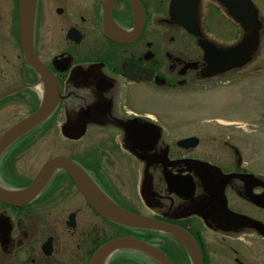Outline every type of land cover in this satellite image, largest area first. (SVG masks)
<instances>
[{
	"label": "flooded vegetation",
	"instance_id": "af4514ba",
	"mask_svg": "<svg viewBox=\"0 0 264 264\" xmlns=\"http://www.w3.org/2000/svg\"><path fill=\"white\" fill-rule=\"evenodd\" d=\"M106 1L36 0L26 54L19 0H0V139L45 99L55 101L0 154V264H90L102 246L130 238L173 264H191L170 235L103 218L63 169L21 200L58 157L123 210L185 230L202 264H264V67L255 65L264 63V0H247L260 26L257 48L242 65L221 53L248 36L227 5L241 12L245 0H137L136 11L132 0H115L112 19L124 33L135 29V12L144 14L138 35L124 41L105 34ZM202 44L213 48L209 54ZM210 94L230 105L195 118L192 101ZM244 96L248 110L239 104ZM164 97L190 118L161 116ZM96 264L158 263L118 248Z\"/></svg>",
	"mask_w": 264,
	"mask_h": 264
},
{
	"label": "water",
	"instance_id": "95a60500",
	"mask_svg": "<svg viewBox=\"0 0 264 264\" xmlns=\"http://www.w3.org/2000/svg\"><path fill=\"white\" fill-rule=\"evenodd\" d=\"M35 1L36 0H19L20 35L26 54H28L32 47L31 31L34 20ZM114 1L115 0H107L104 5V31L106 36L114 41H124L136 37L142 27L144 14L141 15L135 12V29L129 34L124 33L117 28L112 19L111 9ZM132 1L134 3L133 7L135 11L139 10V6L136 4L137 0ZM227 5L229 9V15L242 27L246 33H248V36L238 46L225 50L221 54L223 56H227L230 60H232L233 57V61L235 58H238L237 61L242 65L248 61V58L257 48L258 30L260 25L256 19L255 11L251 8L247 0H245L244 11L241 12L237 11L236 6H231L230 4ZM202 47L206 54H209L213 49L209 44H202ZM54 106L55 101H51L50 98L45 99V101L35 113L24 118L11 129H9L0 139V154L14 140L45 119L52 112ZM132 144L134 146L137 145L134 139L132 140ZM135 148L140 151L146 150L138 146H135ZM56 168L63 169L69 174L85 200L103 218L126 228L166 233L175 238L182 245L190 257L191 264H202L200 249L196 241L185 230L171 224L157 221L147 216L133 214L123 210L107 197H105L98 189H96L91 180L88 179L80 167L69 159L58 157L47 162L33 184L27 190L19 194L20 199L26 200L30 195L34 196L44 183V178L52 173ZM164 177L166 183L168 184L169 192H174L173 175L171 173L165 172ZM190 189L191 186L188 182V184L185 186L186 191L181 196L184 198H189L191 196ZM118 248H131L138 252L144 253L159 264H173L170 259H168V257L159 249L134 238L117 239L102 246L95 254L90 264H96L100 260L102 261V259L110 251Z\"/></svg>",
	"mask_w": 264,
	"mask_h": 264
},
{
	"label": "rangeland",
	"instance_id": "374dc122",
	"mask_svg": "<svg viewBox=\"0 0 264 264\" xmlns=\"http://www.w3.org/2000/svg\"><path fill=\"white\" fill-rule=\"evenodd\" d=\"M261 54L264 55V49H263V52H261ZM255 65H258L257 68L258 67H264V63H262L261 59L260 60L258 59V63H256ZM252 68L253 67H251V68L249 67L245 71L246 72L250 71ZM257 68H254V69L256 70ZM262 81L264 83V80H262ZM262 86H263V84L261 85V87ZM218 90L222 91L223 89L218 88ZM215 98H216L215 94H210L209 96H207L205 98V102H202L201 100H198V99H194L192 101V106H191V108L195 110L193 112L194 117L197 118V119L198 118H208V117H211V116H213L215 114H223L224 112L222 110H218V109H215V108H216V106L227 107L228 105H230V104H228V103H230V99L227 98V99H224L221 102H219V101L215 102L217 100ZM239 104H240V106L242 105L243 108L246 109V110H248V109H250L252 107V104L247 100V98L245 96L241 99ZM145 106L148 107V108L152 107L150 102H147L145 104ZM158 106H159V109H160L159 114L161 116H163V117L165 116V117H171L172 118L173 116H176V118L188 119V118H190L189 114L192 113L191 112V113L188 114L189 110H186L184 112L182 110V113L186 114L187 116L182 115L181 108L175 106V103L173 102L171 97H169V98H165L164 97L162 99H159L158 100ZM219 109H223V108H219ZM58 133H59L58 130H56V134H58Z\"/></svg>",
	"mask_w": 264,
	"mask_h": 264
}]
</instances>
